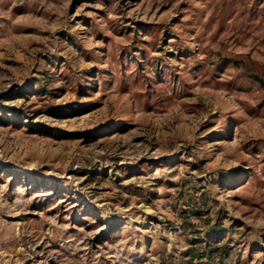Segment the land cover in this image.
I'll use <instances>...</instances> for the list:
<instances>
[{
	"label": "rangeland",
	"instance_id": "obj_1",
	"mask_svg": "<svg viewBox=\"0 0 264 264\" xmlns=\"http://www.w3.org/2000/svg\"><path fill=\"white\" fill-rule=\"evenodd\" d=\"M0 264H264V0H0Z\"/></svg>",
	"mask_w": 264,
	"mask_h": 264
}]
</instances>
